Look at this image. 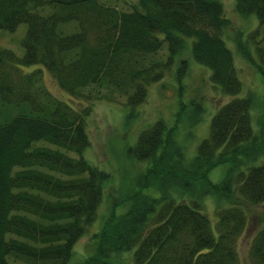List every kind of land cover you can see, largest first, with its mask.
Segmentation results:
<instances>
[{"label": "trees", "instance_id": "1", "mask_svg": "<svg viewBox=\"0 0 264 264\" xmlns=\"http://www.w3.org/2000/svg\"><path fill=\"white\" fill-rule=\"evenodd\" d=\"M235 9L264 23V0H235ZM20 23L27 25L23 55L0 47V264H67L112 180L84 156L90 108L52 96L40 84L44 71L75 98L125 97L131 119L185 42L230 99L190 158L163 120L138 133L126 154L146 163L145 172L113 203L88 263L111 264L110 254L129 253L132 264H241L249 203L262 206L249 255L264 264V133L252 123V98L241 95L221 0H137L130 10L106 0H0V29ZM255 52L264 62V47ZM223 163L232 166L212 182L209 172ZM154 181L159 196L143 192ZM207 195L218 202L214 223L204 209ZM124 202L130 208L118 215Z\"/></svg>", "mask_w": 264, "mask_h": 264}, {"label": "rangeland", "instance_id": "2", "mask_svg": "<svg viewBox=\"0 0 264 264\" xmlns=\"http://www.w3.org/2000/svg\"><path fill=\"white\" fill-rule=\"evenodd\" d=\"M221 1L226 17L231 23L224 38L233 53L234 64L242 81L241 95L252 98V123L256 130L264 133V77L260 73L261 68L258 67L259 62L264 67V62L255 52L259 44L264 47V23L259 25L254 14L238 13L235 9V0ZM106 2L127 10L137 7V0ZM26 29V23H20L14 31L0 29V47L12 50L18 56L23 55L22 39ZM255 30L257 33L254 38L248 39V35ZM182 61L185 62L184 68L181 67ZM35 68H37L35 65L28 66L23 68V72L27 73ZM40 84L52 96L66 101L77 110L90 108L86 117L90 146L84 151V156L91 164L112 175V180L104 185L103 199L95 221L75 243L67 264H90L89 257L95 255L94 234L101 230L105 219L111 214L113 203L119 197L126 196L127 191L137 188V181L145 172L147 164L128 157L126 149L134 143L138 133L150 127L155 121L163 120L167 129L174 128L175 143L180 145L190 158L195 153L196 145L207 137L211 118L217 109L230 99V96L221 93L211 82L209 69L194 61L189 42L184 43L176 55L172 69L163 79L148 86L146 102L138 107L137 113L131 119H127L129 112L125 97L118 96L115 101H88L86 98H75L62 90L46 71L40 79ZM2 116L0 115V119ZM241 160L247 161L244 158ZM259 160H264V153ZM231 166L232 163L216 166L209 172V179L215 183L222 181ZM143 192L150 196L160 195L156 181ZM202 199L204 209L214 223L215 207L218 202L211 195ZM129 208L130 202H124L116 207L114 212L121 215ZM245 209L248 222L238 239L239 258L241 264H255L249 255V246L261 226L262 206L245 203ZM109 261L111 264H132L129 253L120 255L112 253Z\"/></svg>", "mask_w": 264, "mask_h": 264}]
</instances>
